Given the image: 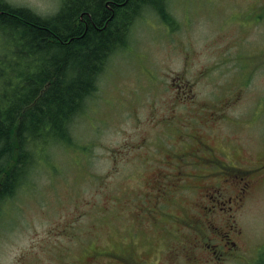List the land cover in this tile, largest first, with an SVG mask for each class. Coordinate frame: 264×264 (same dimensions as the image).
Masks as SVG:
<instances>
[{
    "label": "rangeland",
    "instance_id": "374dc122",
    "mask_svg": "<svg viewBox=\"0 0 264 264\" xmlns=\"http://www.w3.org/2000/svg\"><path fill=\"white\" fill-rule=\"evenodd\" d=\"M168 14L134 20L70 143L35 153L0 211V264H264V0H168Z\"/></svg>",
    "mask_w": 264,
    "mask_h": 264
},
{
    "label": "trees",
    "instance_id": "16d2710c",
    "mask_svg": "<svg viewBox=\"0 0 264 264\" xmlns=\"http://www.w3.org/2000/svg\"><path fill=\"white\" fill-rule=\"evenodd\" d=\"M59 1L60 10L43 18L0 0V31L18 57L13 79L0 74V211L35 153L70 143V127L111 55L126 47L134 20L147 12L173 24L168 0Z\"/></svg>",
    "mask_w": 264,
    "mask_h": 264
},
{
    "label": "flooded vegetation",
    "instance_id": "af4514ba",
    "mask_svg": "<svg viewBox=\"0 0 264 264\" xmlns=\"http://www.w3.org/2000/svg\"><path fill=\"white\" fill-rule=\"evenodd\" d=\"M245 185L248 186L247 183H246ZM220 190H221V187L219 186L218 189H217V191H216V193L221 192ZM211 200L213 201L212 198H211ZM229 201H230V199H229ZM209 203L212 204L213 202H209ZM193 219H194L195 221H198V220H199V219L196 218V217H194ZM174 257L176 258L177 261H183V262L187 263L188 260H189V253H186V255L184 256V258H182V259H179V257H178L177 255H174Z\"/></svg>",
    "mask_w": 264,
    "mask_h": 264
},
{
    "label": "bare ground",
    "instance_id": "6f19581e",
    "mask_svg": "<svg viewBox=\"0 0 264 264\" xmlns=\"http://www.w3.org/2000/svg\"><path fill=\"white\" fill-rule=\"evenodd\" d=\"M10 199H12V198H10ZM9 200V199H8Z\"/></svg>",
    "mask_w": 264,
    "mask_h": 264
}]
</instances>
